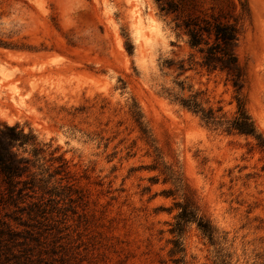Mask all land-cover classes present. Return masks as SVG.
<instances>
[{
    "label": "rangeland",
    "instance_id": "obj_1",
    "mask_svg": "<svg viewBox=\"0 0 264 264\" xmlns=\"http://www.w3.org/2000/svg\"><path fill=\"white\" fill-rule=\"evenodd\" d=\"M174 1L0 0V127L35 135L16 148L33 183L0 171V264H264V150L175 100L234 117L237 91L190 60L182 22L236 23L238 94L264 136V0Z\"/></svg>",
    "mask_w": 264,
    "mask_h": 264
},
{
    "label": "trees",
    "instance_id": "obj_2",
    "mask_svg": "<svg viewBox=\"0 0 264 264\" xmlns=\"http://www.w3.org/2000/svg\"><path fill=\"white\" fill-rule=\"evenodd\" d=\"M161 4V10L175 12L179 9L174 0H157ZM182 26L188 35V43L192 51L190 60L193 61L197 54L200 55V65L209 72L224 71L227 80L237 91V110L232 119L220 114L222 108H205L200 102L197 94H191L186 98L175 96L185 108L193 111L201 117V120L209 126L222 128L225 132L232 134H244L255 136L258 145L264 150V136L258 131L257 125L246 108L244 99L239 96L240 90L245 86L247 72L240 63L236 53L239 41V27L236 23L221 20L219 17H190L182 22ZM0 45H6L0 42ZM172 62H170V65ZM180 73L192 68V63L186 65L184 59L178 62ZM179 73V74H180ZM184 81L179 84L182 86ZM182 89L184 87L182 86ZM35 135L26 133L18 124H4L0 127V171L4 180L12 187L20 182L24 184L33 183V179H23V175L29 170L30 159L21 155L16 148L29 143L35 144ZM35 148L34 151H38ZM195 216L192 211L184 209L179 215L178 229H183V221H189ZM199 227L209 236L213 235V229L208 221L199 220Z\"/></svg>",
    "mask_w": 264,
    "mask_h": 264
}]
</instances>
